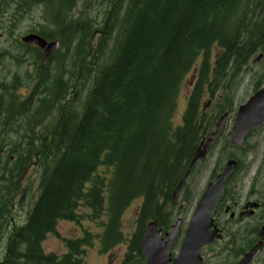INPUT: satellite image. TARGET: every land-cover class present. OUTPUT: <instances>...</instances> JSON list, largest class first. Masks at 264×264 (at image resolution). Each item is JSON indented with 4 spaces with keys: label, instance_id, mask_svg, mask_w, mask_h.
Masks as SVG:
<instances>
[{
    "label": "trees",
    "instance_id": "16d2710c",
    "mask_svg": "<svg viewBox=\"0 0 264 264\" xmlns=\"http://www.w3.org/2000/svg\"><path fill=\"white\" fill-rule=\"evenodd\" d=\"M11 1L0 0V12ZM42 1L51 12L52 31L44 27L37 33L90 35L86 24L68 18L77 0ZM125 2L122 10L114 7L92 53L80 43L81 50L73 57L61 54L53 67L35 64L28 75L33 90L21 101L8 91L0 131V264H82L87 231L66 240L63 254L42 248L58 221L75 220L80 207L90 218L108 220L101 235L105 247L122 240L119 219L134 199L142 197V223L167 215L172 189L213 123L201 111L203 99L217 93L223 98L224 81L254 52L264 51V0ZM18 45L17 55L24 46ZM69 47L66 43L65 51ZM190 73L194 80L176 124L180 86ZM15 86L16 81L1 88ZM223 105L215 103L217 110ZM32 166L39 174L37 193L27 197L23 180ZM25 202L24 223L14 226V206ZM132 240L122 264L138 261V233Z\"/></svg>",
    "mask_w": 264,
    "mask_h": 264
},
{
    "label": "rangeland",
    "instance_id": "374dc122",
    "mask_svg": "<svg viewBox=\"0 0 264 264\" xmlns=\"http://www.w3.org/2000/svg\"><path fill=\"white\" fill-rule=\"evenodd\" d=\"M13 1V0H12ZM11 1V2H12ZM125 1V0H120ZM78 7L82 8L81 10L84 12V18L80 16V19L88 20V24H91L94 21L101 22L106 18L107 13L105 9H108V0H78ZM77 10V8H76ZM45 5L41 3H33L30 4L27 8L21 7L18 10L17 16L20 17L19 19V26L16 28L12 37H16L19 39L22 35L26 33L27 30L30 29H41L45 26L44 17H45ZM101 17V18H100ZM100 19V20H99ZM18 20V19H17ZM49 29V28H48ZM51 29V28H50ZM8 39L5 36L0 35V45H5L4 43ZM65 50V49H64ZM65 52V51H64ZM72 51H69V54ZM19 63H13L11 60L9 61L8 66L10 67V73L16 69L17 77L24 75L26 71H32L34 69V61L33 56L28 51L21 49L19 51ZM256 56V55H255ZM254 56V57H255ZM260 64V63H259ZM54 63L52 64V66ZM51 66V67H52ZM260 68V65L255 66V64H251L250 67H247L245 70L246 72L241 75L240 78L234 79V84L238 85L236 91V102L235 106L237 107L238 104H242L248 98V96L253 92V83L255 82V78L253 77V73L257 72ZM68 69V67H66ZM10 74L7 76L9 77ZM188 81L186 80L185 84ZM16 91L15 93L19 98H22L31 90V85L28 87L21 86L20 84L15 86ZM185 91V85L182 89V93ZM184 96V95H182ZM0 100H2V106L6 105L7 100V93L3 92L2 88L0 87ZM184 106V101H180V108L181 111ZM3 116L0 117V127L1 121ZM259 131V130H258ZM255 131L250 134V137L247 140L246 146L242 151H235V155L241 161V167L238 170L235 177L230 182L231 189L230 194L227 196L226 200L222 204V208L218 213L216 219L217 222L222 225H226L229 229V235L226 234L228 238L224 241V239L216 242L212 246L205 248L202 252L203 257L205 259V264H230L233 256L232 250L229 248L232 247V241L239 236L238 234V227L235 226V221L231 220L228 222V213H224V209L227 205L232 206L234 203H238L241 205L245 201L249 200H256L260 198L259 192L261 184H260V177L264 174V129L261 131ZM227 136H223L222 139L218 141L215 145L214 149L211 151L210 155L206 159L205 162L200 164L197 169L195 170L192 179L190 181V185L186 189L188 193L189 203L177 213V206L175 207L176 214L175 217L172 219L171 223L177 218L182 220V223L179 227V232L175 239V243L173 245V253L177 252L184 228L186 223L189 219L190 213L193 209V204L195 202V195L204 187L206 180L209 178L211 172L216 169L217 164H222L223 157L221 156V152L223 151L224 144H226ZM227 154L229 151H233L230 148H226ZM259 173V177L256 180H252V177ZM27 182L30 183L29 192L36 194L37 193V181H38V170L32 169L29 171L26 177ZM264 180V177H263ZM184 196V195H183ZM183 198V197H182ZM29 200V198H27ZM139 201L135 200L133 203L129 205V207L125 210L122 215V234L125 237V241L123 244H119L112 249H107L106 251H101L100 245L96 238H92V245H89L85 253L83 255V264H121L125 257V252L127 251L128 247L131 246V239L133 237V233L136 228V210L138 208ZM182 207L186 204V202L181 201ZM192 207L189 212L186 211ZM27 202L24 203L21 210L17 212L15 210L16 219L17 221H21L25 216V210L27 208ZM82 224L85 228L89 229L91 234H98L101 232L102 227L99 223L84 220L83 218ZM58 234L61 238H72L80 235V227L75 223L71 222H60L57 226ZM233 235V237H232ZM43 249L45 252H55V253H62L64 251V243L63 241L55 235H49L45 241L43 242ZM108 258V262H107ZM135 264H140L138 261ZM254 264H259L254 262Z\"/></svg>",
    "mask_w": 264,
    "mask_h": 264
},
{
    "label": "water",
    "instance_id": "95a60500",
    "mask_svg": "<svg viewBox=\"0 0 264 264\" xmlns=\"http://www.w3.org/2000/svg\"><path fill=\"white\" fill-rule=\"evenodd\" d=\"M24 42H33L42 50V59L47 60L58 47V42H46L36 35H27L22 38ZM211 139L208 141L209 144ZM206 148V147H205ZM195 155L194 160L197 158ZM231 167L227 168L223 174L219 175L216 180L209 184L203 197L201 198L192 220L190 221L179 250V253L171 264H202L199 256V251L204 244L213 240L214 237H219L215 229H210L212 226L211 215L214 212L217 204L218 196L222 191V185L225 175ZM183 181L178 185L173 197L177 195ZM178 222L173 227L171 234H168V240L160 239V231L156 230L154 223H149L142 241L140 242V249L143 255L147 258L146 264H169L170 255L169 250L172 239L175 236ZM257 246L247 253L239 264H249L252 256L257 251Z\"/></svg>",
    "mask_w": 264,
    "mask_h": 264
},
{
    "label": "flooded vegetation",
    "instance_id": "af4514ba",
    "mask_svg": "<svg viewBox=\"0 0 264 264\" xmlns=\"http://www.w3.org/2000/svg\"><path fill=\"white\" fill-rule=\"evenodd\" d=\"M247 204H248V201L247 202L245 201V203H243L239 207H237V205H235L236 208H234L232 210V212L230 213V216L229 217H230V219L232 221L233 220L235 221V226L236 227L239 225V232H241V230L244 227H247L248 228V234H249L248 235V239H249V242L245 246V247H247L246 249L251 248L254 244L259 243V241L262 242L261 243V250L259 251L258 255L255 257V259L258 257V260L262 262L260 264H264V238H260L258 236V230H257V228L256 227H253L250 224V222H252L253 219L256 218V217L254 215H249L248 216V214L252 210L249 209L250 206H251V204L250 203L248 204L250 206H248ZM252 206H253V204H252ZM223 228L226 230L227 229L226 225H224ZM221 230L224 231L223 229H221Z\"/></svg>",
    "mask_w": 264,
    "mask_h": 264
},
{
    "label": "bare ground",
    "instance_id": "6f19581e",
    "mask_svg": "<svg viewBox=\"0 0 264 264\" xmlns=\"http://www.w3.org/2000/svg\"><path fill=\"white\" fill-rule=\"evenodd\" d=\"M137 7V6H136ZM218 7V6H217ZM138 8V7H137ZM214 8V7H213ZM135 12V11H134ZM131 17V16H130ZM217 17V16H216ZM127 22V21H126ZM131 22V21H130ZM213 23V22H212ZM215 23V22H214ZM148 24V23H147ZM127 25V24H126ZM130 25V24H129ZM134 26V25H133ZM150 26V25H149ZM216 26V25H215ZM145 32V31H144ZM175 32V31H174ZM209 35V34H208ZM208 39V38H207ZM139 40V39H138ZM135 42V41H134ZM140 42V41H139ZM134 46V45H133ZM152 46V45H151ZM126 48V47H125ZM152 48V47H151ZM146 49V48H145ZM179 49V48H178ZM153 50H154V48H153ZM186 50V49H185ZM146 51V50H145ZM140 52V51H139ZM159 53V52H158ZM143 54V53H142ZM141 54V55H142ZM150 56V55H149ZM157 57V56H156ZM187 58V57H186ZM151 62V61H150ZM137 63V62H136ZM176 63V62H175ZM130 64V63H129ZM141 64V63H140ZM179 65V64H178ZM185 65V64H184ZM149 67V66H148ZM171 68V67H170ZM141 71H142V69H141ZM169 71V70H168ZM174 72V71H173ZM135 73V72H134ZM150 73V72H149ZM171 73V72H170ZM155 74V73H154ZM160 76V75H159ZM163 76V75H162ZM149 77H150V75H149ZM158 78V77H157ZM139 79V78H138ZM165 108V107H164ZM66 110V109H65ZM162 110V109H161ZM51 112V111H50ZM92 117V116H91ZM94 118V117H93ZM161 118V117H160ZM77 119V118H76ZM73 122V121H72ZM78 122V121H77ZM94 122V121H93ZM96 124V123H95ZM88 127V126H87ZM101 129V128H100ZM159 129V128H158ZM76 130V129H75ZM98 131V130H97ZM96 131V132H97ZM100 131V130H99ZM71 132V131H70ZM101 132V131H100ZM108 132V131H107ZM82 136V135H81ZM88 136V135H87ZM100 138V137H99ZM85 140H86V138H85ZM184 141V140H183ZM53 142V141H52ZM51 142V143H52ZM62 142V141H61ZM107 143V142H106ZM88 144V143H87ZM104 145V144H103ZM65 146V145H64ZM81 146V145H80ZM105 146H106V144H105ZM50 147V146H49ZM90 147V146H89ZM96 150V149H95ZM101 152V151H100ZM90 156V155H89ZM92 157V156H91ZM125 161H126V159H125ZM120 162H121V160H120ZM120 165V164H119ZM153 170V169H152ZM155 170V169H154ZM89 171V170H88ZM87 173V172H86Z\"/></svg>",
    "mask_w": 264,
    "mask_h": 264
}]
</instances>
